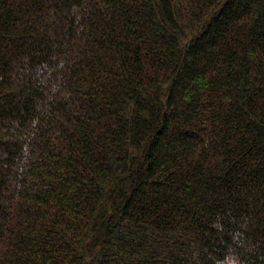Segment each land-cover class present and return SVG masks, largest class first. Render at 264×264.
I'll return each instance as SVG.
<instances>
[{
    "label": "trees",
    "instance_id": "1",
    "mask_svg": "<svg viewBox=\"0 0 264 264\" xmlns=\"http://www.w3.org/2000/svg\"><path fill=\"white\" fill-rule=\"evenodd\" d=\"M0 264H264V0H0Z\"/></svg>",
    "mask_w": 264,
    "mask_h": 264
}]
</instances>
